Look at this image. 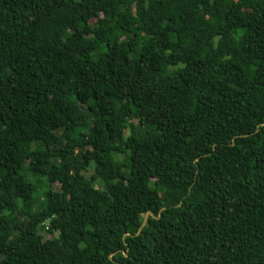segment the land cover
<instances>
[{
	"label": "trees",
	"instance_id": "trees-1",
	"mask_svg": "<svg viewBox=\"0 0 264 264\" xmlns=\"http://www.w3.org/2000/svg\"><path fill=\"white\" fill-rule=\"evenodd\" d=\"M0 264H264V0H0Z\"/></svg>",
	"mask_w": 264,
	"mask_h": 264
},
{
	"label": "rangeland",
	"instance_id": "rangeland-1",
	"mask_svg": "<svg viewBox=\"0 0 264 264\" xmlns=\"http://www.w3.org/2000/svg\"><path fill=\"white\" fill-rule=\"evenodd\" d=\"M80 39H82V38L80 37ZM87 174H88V171H87ZM34 182L36 183L37 190L40 193L45 187V180H42L40 178H36V179H34ZM52 187L54 189H56V188H58V184L57 183H53ZM46 236H48V235H46Z\"/></svg>",
	"mask_w": 264,
	"mask_h": 264
},
{
	"label": "water",
	"instance_id": "water-1",
	"mask_svg": "<svg viewBox=\"0 0 264 264\" xmlns=\"http://www.w3.org/2000/svg\"><path fill=\"white\" fill-rule=\"evenodd\" d=\"M162 208H164V207H162ZM141 214H142V221H141V223H140V225H139V227H138V229H137L136 234H138V233L140 232L141 228L146 224L149 215H151L152 217H154V215L151 213V211H147V212H145V213H141ZM156 218H157V217H156ZM123 254H124L125 256L127 255L126 252H124ZM110 259H111V261H113L112 258H110Z\"/></svg>",
	"mask_w": 264,
	"mask_h": 264
}]
</instances>
